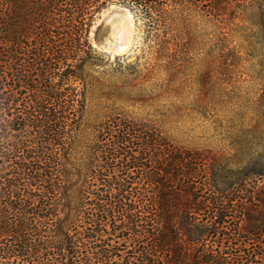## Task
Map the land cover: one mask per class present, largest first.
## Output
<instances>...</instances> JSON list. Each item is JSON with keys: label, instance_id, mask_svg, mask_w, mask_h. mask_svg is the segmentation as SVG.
<instances>
[{"label": "trees", "instance_id": "1", "mask_svg": "<svg viewBox=\"0 0 264 264\" xmlns=\"http://www.w3.org/2000/svg\"><path fill=\"white\" fill-rule=\"evenodd\" d=\"M182 1L0 0V264H264V187L213 155L120 116L74 155L96 12L117 2L165 31ZM194 1L264 25V0Z\"/></svg>", "mask_w": 264, "mask_h": 264}, {"label": "rangeland", "instance_id": "2", "mask_svg": "<svg viewBox=\"0 0 264 264\" xmlns=\"http://www.w3.org/2000/svg\"><path fill=\"white\" fill-rule=\"evenodd\" d=\"M169 7L172 25L165 31L152 30L147 18L117 2L96 12L75 157L86 159L97 124L127 117L156 124L176 147L211 154L231 168L233 179L247 175L263 188L264 25L254 23L253 9L212 15L194 0ZM124 13L132 14L134 32L120 51L116 32ZM238 238L239 244L246 239ZM236 247L228 252L234 255Z\"/></svg>", "mask_w": 264, "mask_h": 264}, {"label": "bare ground", "instance_id": "3", "mask_svg": "<svg viewBox=\"0 0 264 264\" xmlns=\"http://www.w3.org/2000/svg\"><path fill=\"white\" fill-rule=\"evenodd\" d=\"M121 18L120 27L117 30V37L120 40L119 50H126L132 41L134 32V20L131 13H124L119 15Z\"/></svg>", "mask_w": 264, "mask_h": 264}]
</instances>
